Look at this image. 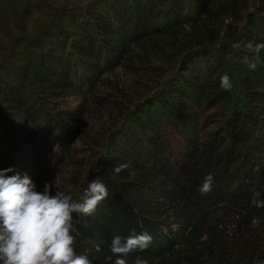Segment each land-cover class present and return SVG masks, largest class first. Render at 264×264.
Wrapping results in <instances>:
<instances>
[{
  "label": "trees",
  "instance_id": "16d2710c",
  "mask_svg": "<svg viewBox=\"0 0 264 264\" xmlns=\"http://www.w3.org/2000/svg\"><path fill=\"white\" fill-rule=\"evenodd\" d=\"M248 42L264 43V0H0V170L74 199L103 182L107 198L73 233L92 264H114V236L144 231L151 244L127 264H259L264 63L248 68ZM214 103L200 140V108ZM170 129L187 149L182 174Z\"/></svg>",
  "mask_w": 264,
  "mask_h": 264
},
{
  "label": "clouds",
  "instance_id": "9594fccd",
  "mask_svg": "<svg viewBox=\"0 0 264 264\" xmlns=\"http://www.w3.org/2000/svg\"><path fill=\"white\" fill-rule=\"evenodd\" d=\"M232 48L240 49L241 44L235 42ZM244 50L251 54L245 57L250 70L255 71L261 60L264 43L248 42ZM219 87L230 91L232 79L224 73L219 78ZM128 165L119 163L113 172L119 174ZM13 168L0 170V264H92L88 252L77 254L74 249L75 235L83 224L88 227L86 217L95 215L99 204L107 198L108 189L99 179L89 181L78 199L70 192L55 189L48 181L43 190H38L36 183L27 175L16 173ZM214 176L209 173L198 187L201 195L212 191ZM259 192H254L252 204L264 207V200L258 199ZM260 221L253 218L252 227H258ZM153 237L144 231L130 234L126 238L114 236L110 244V252L116 257L114 264H127V257L133 252L145 251ZM100 251L99 245H94ZM134 264H147V260L139 256ZM264 264V261H259Z\"/></svg>",
  "mask_w": 264,
  "mask_h": 264
},
{
  "label": "rangeland",
  "instance_id": "374dc122",
  "mask_svg": "<svg viewBox=\"0 0 264 264\" xmlns=\"http://www.w3.org/2000/svg\"><path fill=\"white\" fill-rule=\"evenodd\" d=\"M220 103L211 105H202L200 108L198 139H203L209 132L211 125L217 119ZM170 146L169 155L173 160L179 173H184L188 167L187 149L184 140L177 134L174 129L169 130Z\"/></svg>",
  "mask_w": 264,
  "mask_h": 264
}]
</instances>
